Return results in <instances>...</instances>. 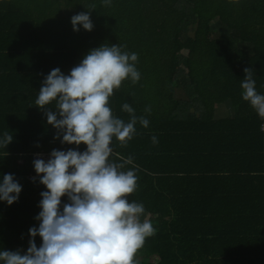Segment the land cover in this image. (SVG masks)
I'll list each match as a JSON object with an SVG mask.
<instances>
[{
	"label": "trees",
	"instance_id": "1",
	"mask_svg": "<svg viewBox=\"0 0 264 264\" xmlns=\"http://www.w3.org/2000/svg\"><path fill=\"white\" fill-rule=\"evenodd\" d=\"M81 12L92 31H73L71 17ZM105 43L136 53L140 73L114 90L113 115L127 122V102L149 120L147 128L137 122L126 144L111 145V161L133 158L137 188L127 198L143 203L140 219L155 228L136 264H264V120L240 87L252 68L264 93V0H0V134L13 136L0 148V177L13 174L22 185L18 201L0 202V250L23 254L39 225L46 189L33 153L77 147L54 139L45 112L55 109L35 105L44 76L69 74ZM224 101L235 115L215 120Z\"/></svg>",
	"mask_w": 264,
	"mask_h": 264
},
{
	"label": "clouds",
	"instance_id": "2",
	"mask_svg": "<svg viewBox=\"0 0 264 264\" xmlns=\"http://www.w3.org/2000/svg\"><path fill=\"white\" fill-rule=\"evenodd\" d=\"M102 3L110 5L111 0ZM71 24L73 31L94 27L86 12L72 16ZM137 60L136 53L105 43L91 49L69 74L55 68L44 76L35 105L54 108L45 112L47 123L57 130L54 139L77 147L53 149L47 161H33L39 183L46 189L40 193L35 217L39 225L29 229L26 252L0 250V264H136L135 254L155 228L150 220L140 219L145 213L143 203L127 198L137 188L133 158L111 161V145L114 138L126 144L135 135L137 122L147 128L149 120L137 117L127 102L121 106L129 114L127 122L113 115L109 98L124 80L140 79ZM244 73L242 99L264 120V93L257 91L252 68ZM12 140L11 134H0V148ZM152 142H157L155 136ZM81 144L86 145L83 151ZM126 165L133 167L125 170ZM21 191L13 174L0 177V202L13 204ZM65 196L68 202L62 204ZM37 236L42 240L39 247Z\"/></svg>",
	"mask_w": 264,
	"mask_h": 264
},
{
	"label": "crops",
	"instance_id": "3",
	"mask_svg": "<svg viewBox=\"0 0 264 264\" xmlns=\"http://www.w3.org/2000/svg\"><path fill=\"white\" fill-rule=\"evenodd\" d=\"M234 115H235V111L230 101H224V102L215 104L214 113H213L215 120L233 118Z\"/></svg>",
	"mask_w": 264,
	"mask_h": 264
},
{
	"label": "rangeland",
	"instance_id": "4",
	"mask_svg": "<svg viewBox=\"0 0 264 264\" xmlns=\"http://www.w3.org/2000/svg\"><path fill=\"white\" fill-rule=\"evenodd\" d=\"M211 26L215 31H218L221 34H227L228 32L226 26L223 23H221L218 19H213L211 21ZM182 54L186 55L187 51L183 50Z\"/></svg>",
	"mask_w": 264,
	"mask_h": 264
},
{
	"label": "built area",
	"instance_id": "5",
	"mask_svg": "<svg viewBox=\"0 0 264 264\" xmlns=\"http://www.w3.org/2000/svg\"><path fill=\"white\" fill-rule=\"evenodd\" d=\"M50 157V153H45V152H35L33 153V158L35 159H44L45 161H47V159H49ZM36 176H31V178H35Z\"/></svg>",
	"mask_w": 264,
	"mask_h": 264
}]
</instances>
